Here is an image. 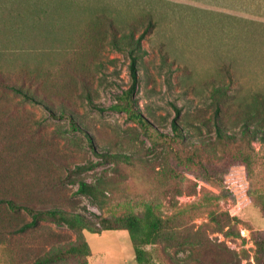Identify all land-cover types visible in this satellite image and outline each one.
<instances>
[{
    "label": "rangeland",
    "instance_id": "374dc122",
    "mask_svg": "<svg viewBox=\"0 0 264 264\" xmlns=\"http://www.w3.org/2000/svg\"><path fill=\"white\" fill-rule=\"evenodd\" d=\"M2 2L8 5V22L0 23L3 76L41 100L0 90V122L8 124L2 140L22 142L0 151L3 159L17 157L4 164L17 175L21 197L31 195L43 209L59 206L95 224L142 216L151 206L177 232L154 248L153 264H259L264 23L208 7L207 0ZM133 58L138 81L132 110L154 131H145L130 111L113 108L125 103L133 85ZM215 94L222 101L218 114ZM214 122L230 139L218 138ZM173 124L184 141L174 137ZM199 144L201 168L185 162ZM79 166L89 169L68 179ZM78 179L99 187V201L78 193L79 184L71 183ZM41 227L64 243L89 244L91 257L67 264H137L127 231L94 234L50 215ZM46 235L40 229L37 243ZM5 259L0 248V264Z\"/></svg>",
    "mask_w": 264,
    "mask_h": 264
},
{
    "label": "trees",
    "instance_id": "16d2710c",
    "mask_svg": "<svg viewBox=\"0 0 264 264\" xmlns=\"http://www.w3.org/2000/svg\"><path fill=\"white\" fill-rule=\"evenodd\" d=\"M102 17L104 18L105 16ZM110 23L114 26V22L112 20ZM136 62V58H133L131 63L133 85L129 90V93L126 94L127 96L124 98L125 103L116 104L113 108L120 111H130L131 117L141 124L145 131H154L153 126L149 124V121L140 115H136L132 110V94L138 81ZM0 90L13 91L15 94L23 97L26 101L36 103H40L41 101L31 92L30 89L24 88L22 84L15 83L4 78L1 68ZM87 90L88 89H86V91ZM87 98L91 101L89 91ZM214 105L216 114H218L222 101L219 100L217 95L214 96ZM64 115L70 117L72 126L76 131L81 132L86 137H89L88 132L74 121V119L70 116L71 114ZM6 126H8V124L0 122V147H4L6 149L21 147L20 145L22 142L16 140L14 137H11L8 140H2V135ZM214 126L216 127L219 139L222 140L223 138L228 137L227 134H224L222 127L218 126L216 122H214ZM173 130L175 133L174 137L179 142L186 139L185 134L176 124H173ZM244 132L245 135L250 134V128L246 124ZM195 147L196 152L189 154L185 162L187 164L197 165L200 167L203 163L199 158V155L196 154L197 151L203 150V146L199 144ZM106 155L108 154H105L103 157H106ZM21 157H25L24 154H21ZM114 157L117 159L121 158L120 155ZM16 158V156H13L10 157V160L9 158L3 159V153L0 151V248L1 252L6 253L4 264H67L72 260H81L92 256V251L87 242L64 243L62 242L63 236L52 231L50 228L41 227V221L45 219L46 215L53 217V219H55L60 225H67L71 229L91 231L94 234H100L102 232L127 231L133 246L134 257L137 264H153L155 260L153 253L154 248L162 242L174 240L177 236L176 230H174L173 227H170L169 223L165 219L161 218L151 206L146 208L142 216L127 214L116 219L103 218L98 223L99 225L87 220L83 216L73 214L59 206H54L51 209H43L31 195L26 198L21 197V190L18 189V183L15 181L17 179V175L10 169H7L4 164L14 163ZM180 162L183 163L182 160H180ZM127 163H130L129 160ZM242 166L248 167L246 163L242 164ZM88 169L89 168L86 166H79L73 172L70 171L68 179H71L73 175L81 174ZM43 170L49 171L48 167H43ZM205 171H208V169ZM24 181H26V183H24L25 186L31 183L29 180ZM76 182L79 184V194L89 197L93 201H99L98 186L88 183L82 179L71 181V183ZM23 213L29 216L30 219H26L24 216H21ZM21 218L22 220L19 221ZM40 229H45L47 233V235L43 238L44 241L42 244L37 243V233ZM179 243L181 245H185L187 241ZM256 244L259 250L257 261L259 264H264V236L258 238L256 240ZM47 248H50L49 252L42 255V253H45L44 251Z\"/></svg>",
    "mask_w": 264,
    "mask_h": 264
},
{
    "label": "crops",
    "instance_id": "0c3cea01",
    "mask_svg": "<svg viewBox=\"0 0 264 264\" xmlns=\"http://www.w3.org/2000/svg\"><path fill=\"white\" fill-rule=\"evenodd\" d=\"M148 1L152 3H159L161 5H165L166 2L185 4V2L193 3L195 0H148ZM207 5L208 7L211 8H220L221 10H224L226 14L229 15L240 14L245 18H253L259 20L258 22L264 23V0H207ZM7 22H8V5L7 2L5 3L2 2V0H0V23L7 24Z\"/></svg>",
    "mask_w": 264,
    "mask_h": 264
}]
</instances>
